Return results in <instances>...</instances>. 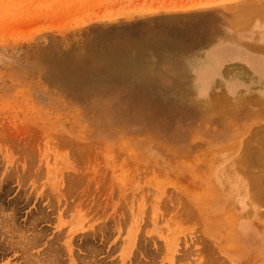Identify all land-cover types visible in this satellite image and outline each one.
Returning <instances> with one entry per match:
<instances>
[{"label": "rangeland", "instance_id": "rangeland-1", "mask_svg": "<svg viewBox=\"0 0 264 264\" xmlns=\"http://www.w3.org/2000/svg\"><path fill=\"white\" fill-rule=\"evenodd\" d=\"M263 146L264 0H0V264H264Z\"/></svg>", "mask_w": 264, "mask_h": 264}, {"label": "bare ground", "instance_id": "bare-ground-1", "mask_svg": "<svg viewBox=\"0 0 264 264\" xmlns=\"http://www.w3.org/2000/svg\"><path fill=\"white\" fill-rule=\"evenodd\" d=\"M251 7H252V6H251ZM253 7H254V6H253ZM255 7H256V6H255ZM255 7H254V8H255ZM254 8H251V9H254ZM257 8H258V7H257ZM238 9H239V8H238ZM240 9L242 10V8H240ZM248 9H249V8H248ZM262 9H263V8H262ZM241 10H240V11H241ZM243 10H244V9H243ZM257 10H258V9H257ZM238 11H239V10H238ZM238 11H237V12H238ZM251 11H252V10H251ZM253 11H254V10H253ZM260 11H261V10H260ZM242 12H243V11H242ZM239 14H242V13L239 12ZM244 14H245V16H246V15H247V11L244 12ZM261 14H262V13H261ZM233 15L235 16V14H233ZM238 16H240V15H238ZM243 16H244V15H243ZM243 16H242V17H243ZM240 17H241V16H240ZM242 17H241V18H242ZM231 18H232V17H231ZM235 18L237 19V17H234V19H235ZM249 18H250V17H249ZM236 19H235V20H236ZM238 19H239V18H238ZM246 19H247V18H246ZM243 20H245L244 17H243ZM243 20H242V21H243ZM235 23H236V22H235ZM146 44H149V43H147L146 41H145V43H144V41H143V45H146ZM178 44H179V43H178ZM180 44H181V43H180ZM127 46H128V45H127ZM116 48H121V49H123L124 46H122V47L117 46ZM170 48H171V47H170ZM109 49H110V48H109ZM97 50H98V49H97ZM97 50L94 51L93 53H91L90 55H87V56H79V55H76V56H71V57H69V58L71 59L70 61H71V63L73 64V67H74L75 69H79V68L82 69V68H84L85 66H89V65L92 67V65H94V63H95V64L97 63L98 58H100V55H97V54H98V53H97V52H98ZM124 52H125V51H124ZM111 53H112V55H113V52H111ZM102 54H107V53H104V52H103ZM102 54H101V56H102ZM119 54H120V53H119ZM114 55H115V54H114ZM114 55H113V56H114ZM105 56H106V55H105ZM123 57H124V56H123ZM123 57H122V58H123ZM164 57H165V56H164ZM105 58H106V57H105ZM109 58H110V57H109ZM100 59H102V58H100ZM106 59H107V58H106ZM178 59H179V58H178ZM92 60H93L94 62H93ZM102 60H103V59H102ZM104 61H105V60H104ZM175 63H176V62H175ZM91 64H92V65H91ZM101 64H102V63H101ZM144 64H145V63H144ZM176 64H177V63H176ZM146 65H147V64H146ZM171 65H172V64H171ZM174 65H175V64H174ZM94 66H96V65H94ZM147 67H148V66H147ZM152 67H153V66H152ZM173 67H174V66H173ZM95 68H96V67H95ZM149 68H151V67H149ZM171 68H172V66H171ZM86 69H89V67L86 68ZM84 70H85V69H84ZM94 70H95V69H94ZM86 71H87V70H85L84 72L86 73ZM143 71H144V70H143ZM148 72H149V71H148ZM152 72H153V71H152ZM116 73H117V72H116ZM155 73H156V72H155ZM159 73H160V70H159ZM168 74H169V73H168ZM116 75H117V74H116ZM90 77H95V76L92 75V76H90ZM115 77H116V76H115ZM170 79H171V78H170ZM257 133H258V132H257ZM260 133H261V131H260ZM255 135H256V134H255ZM255 135H254V136H255ZM256 136H257V135H256ZM256 138H257V137H256ZM254 139H255V138H253V140H254ZM253 140H252V141H253ZM248 146H249V145H248ZM248 146H247L248 149H246V151H247V150H248V151H247V152L245 151L246 154H248V152H249L250 150L253 151L252 148L250 149V147H252V145H250L249 147H248ZM263 147H264V146H263ZM258 149H259V148H258ZM256 150H257V149H256ZM256 150H255V151H256ZM261 150H262V148H261ZM263 150H264V149H263ZM252 151L249 152V156H248L249 158H250V157L253 158V157L255 156L254 153H253V152H255V151H253V152H252ZM257 151H258V150H257ZM257 151H256V152H257ZM259 151H260V150H259ZM245 152H244V154H245ZM256 152H255V154H257ZM263 152H264V151H263ZM250 153H251V155H250ZM252 153H253L254 156H252ZM259 153H260V152H259ZM263 154H264V153H263ZM263 154H262V156H264ZM258 155H259V154H258ZM245 156H246V157H245ZM243 157H245V158H244L245 161H244V159H241V160L243 161L242 163H245V162H246V159H247V155H244ZM252 158H251L250 160H253ZM250 160L248 159V161H250ZM259 161H263V160H259ZM254 162H255V161H254ZM254 162H253V163H254ZM246 164H247V163H246ZM257 164H258V163H257ZM259 164H261V163H259ZM239 165H240V164H239ZM250 165H251V164H250ZM250 165H249V166H250ZM237 167H238V166H237ZM242 167H243V166H242ZM244 167L246 168V166H244ZM250 167H251V166H250ZM237 169H238V168H237ZM240 169H242V168H240ZM240 169H239V170H240ZM241 171H242V170H241ZM239 172H240V171H239ZM245 173H249V172L245 170L244 174H245ZM253 175H254V174H252V178H253ZM248 176H249V175H248ZM248 176H247V177H248ZM254 176H256V175H254ZM256 177H257V178H256ZM256 177L253 178V181L250 182V184L252 183L251 185H253V187H251V188H253V192H254V193H255V192H258V193L260 194V192L264 189V179H262L261 177H259V179H258V176H256ZM245 178H246V177H245ZM252 178H250V179L252 180ZM260 178H261V179H260ZM250 179H249V181H250ZM248 184H249V182H248ZM254 189H255V191H254ZM255 194H256V193H255ZM253 195H254V194H253ZM256 195H257V194H256ZM258 197H259V196H258ZM254 198H255V197H254ZM261 199H263V196L261 197ZM261 199H260V200H261ZM256 200H257V199H256ZM259 202H261V201H259ZM1 220H2V219H1ZM8 222H9V221H8ZM3 223H4V222H3ZM6 224H7V223H6ZM10 228H11V227H10ZM12 230H13V229H12ZM6 231H7V230H6ZM6 231H5V232H6ZM13 231H14V230H13ZM0 232H2V231H0ZM5 232H4V233H5ZM8 232H9V231H8ZM6 233H7V232H6ZM1 234H2V233H0V237H1V238H2V237L5 238V236H4L5 234H2L3 236H2ZM28 238H29V237H28ZM7 239H8V238H7ZM21 239H23V238L21 237ZM32 239H33V237H32ZM32 239H30V240H32ZM5 240H6V239H5ZM2 241H4L3 238H2ZM32 241H33V240H32ZM19 242L23 243V242H24V239H23V241H19ZM19 242L17 243V245H18V244H21V243H19ZM25 244H26V243H25ZM29 244L32 245V243H28L27 247L30 246ZM14 246L16 247V245H14ZM7 247H8V245H7ZM7 247H6V248H7ZM18 247H19V246H18ZM22 247H24V245H23ZM30 247H31V246H30ZM3 248H5V247H3ZM3 248H2V249H3ZM24 248H25V247H24ZM24 248H21V250H22V249L24 250ZM49 248H50V247H49ZM11 249H12V248H11ZM51 249H52V248H51ZM16 250H17V249H16ZM49 250H50V249H49ZM47 251H48V250H47ZM50 251H51V250H50ZM48 253H49V252H48ZM50 253H51V252H50ZM29 254H30V253H29ZM29 254H28V255H29ZM26 255H27V254H26ZM30 255H31V254H30ZM47 255L49 256V254H47ZM43 256H44V255H43ZM43 256H42V257H43ZM24 258H25V257H24ZM25 259H26V258H25ZM32 260H33V259H32ZM25 261H26V260H25ZM27 261H28V259H27ZM40 261H41V260H40ZM44 261H45V260H44ZM29 262H30V261H29ZM29 262H28V264H29ZM35 262L37 263L38 261L36 260ZM35 262H34V264H36ZM38 264H40V263L38 262ZM42 264H43V263H42ZM44 264H45V263H44ZM46 264H47V262H46Z\"/></svg>", "mask_w": 264, "mask_h": 264}]
</instances>
